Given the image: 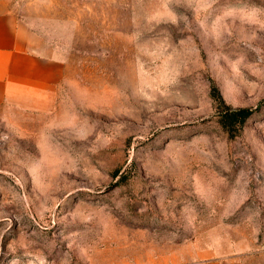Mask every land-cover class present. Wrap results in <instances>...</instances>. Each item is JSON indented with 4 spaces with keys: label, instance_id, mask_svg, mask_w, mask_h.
Instances as JSON below:
<instances>
[{
    "label": "rangeland",
    "instance_id": "374dc122",
    "mask_svg": "<svg viewBox=\"0 0 264 264\" xmlns=\"http://www.w3.org/2000/svg\"><path fill=\"white\" fill-rule=\"evenodd\" d=\"M11 2L69 71L0 109V264H264V0Z\"/></svg>",
    "mask_w": 264,
    "mask_h": 264
},
{
    "label": "crops",
    "instance_id": "0c3cea01",
    "mask_svg": "<svg viewBox=\"0 0 264 264\" xmlns=\"http://www.w3.org/2000/svg\"><path fill=\"white\" fill-rule=\"evenodd\" d=\"M68 71L48 44L21 24L11 0H0V109H52Z\"/></svg>",
    "mask_w": 264,
    "mask_h": 264
},
{
    "label": "trees",
    "instance_id": "16d2710c",
    "mask_svg": "<svg viewBox=\"0 0 264 264\" xmlns=\"http://www.w3.org/2000/svg\"><path fill=\"white\" fill-rule=\"evenodd\" d=\"M249 115H251V111L249 110H240L233 113L232 118L233 119H240L245 120Z\"/></svg>",
    "mask_w": 264,
    "mask_h": 264
}]
</instances>
